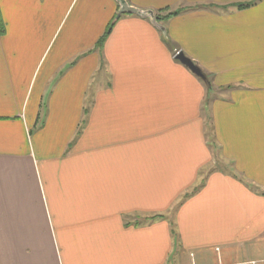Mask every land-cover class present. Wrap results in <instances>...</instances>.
Instances as JSON below:
<instances>
[{
	"label": "crops",
	"instance_id": "obj_1",
	"mask_svg": "<svg viewBox=\"0 0 264 264\" xmlns=\"http://www.w3.org/2000/svg\"><path fill=\"white\" fill-rule=\"evenodd\" d=\"M126 2L0 0V264H264V0Z\"/></svg>",
	"mask_w": 264,
	"mask_h": 264
},
{
	"label": "water",
	"instance_id": "obj_2",
	"mask_svg": "<svg viewBox=\"0 0 264 264\" xmlns=\"http://www.w3.org/2000/svg\"><path fill=\"white\" fill-rule=\"evenodd\" d=\"M118 5L117 17L120 15H135L143 19H148L151 24H153L158 30L165 32L163 26L157 21L154 13L150 10H140L135 7L130 6L126 0H115ZM175 59L178 60L183 66L189 69L193 74H195L198 78L204 80L203 73L199 70V68L191 62L188 58H186L182 53L177 52L175 54Z\"/></svg>",
	"mask_w": 264,
	"mask_h": 264
},
{
	"label": "trees",
	"instance_id": "obj_3",
	"mask_svg": "<svg viewBox=\"0 0 264 264\" xmlns=\"http://www.w3.org/2000/svg\"><path fill=\"white\" fill-rule=\"evenodd\" d=\"M250 4H239V5H237V8L238 9H242V8H244V7H248ZM180 12L178 11V12H170V13H167V14H165V15H158V14H154L155 15V17H156V19H157V21L158 22H160V21H164V20H166V19H168V18H170V17H172V16H175V15H177V14H179ZM118 17H117V15L115 16V18L112 20V22H110V24L108 25V27H107V29H106V31H105V33L103 34V36L98 40V42L96 43V47H95V49H100L101 47H102V45H103V43H104V41H105V39H106V37L108 36V34L110 33V30H111V28H112V26H113V22L115 21V19H117ZM2 29H3V26H2V23H1V21H0V32H2ZM161 32V34H162V36H163V39L164 40H166V34L165 33H163L162 31H160ZM187 196L186 195H184L183 196V198H182V200H184V198H186ZM162 218V216H152V218L151 219H157V218ZM128 224V223H127ZM133 225H139L138 224V221H136V222H133L132 223ZM171 233H172V235H173V237H175V231H174V229L172 230L171 229Z\"/></svg>",
	"mask_w": 264,
	"mask_h": 264
},
{
	"label": "rangeland",
	"instance_id": "obj_4",
	"mask_svg": "<svg viewBox=\"0 0 264 264\" xmlns=\"http://www.w3.org/2000/svg\"><path fill=\"white\" fill-rule=\"evenodd\" d=\"M160 23V22H159ZM176 53V52H175ZM86 55H90V53H88V54H86ZM96 82V75L95 76H93L92 78H91V80H90V84H89V86H91L90 88L92 89V88H94V83ZM187 193H185L184 195H186ZM183 195V196H184ZM182 196V197H183ZM182 199V198H181ZM180 201H182V200H180ZM172 213V211L170 212V214ZM170 214H169V216H170ZM133 219H134V217H132ZM136 218H137V216H136ZM144 218L145 217H143V216H140L139 218H138V221L139 222H143V220H144ZM131 219V218H130ZM127 221H129L128 219H126ZM126 221V222H127ZM133 221V220H132ZM128 223V222H127ZM175 257H173V259L171 258V260L169 261V263L168 264H173L175 261Z\"/></svg>",
	"mask_w": 264,
	"mask_h": 264
},
{
	"label": "built area",
	"instance_id": "obj_5",
	"mask_svg": "<svg viewBox=\"0 0 264 264\" xmlns=\"http://www.w3.org/2000/svg\"><path fill=\"white\" fill-rule=\"evenodd\" d=\"M176 53H177V52H176ZM176 53H175V54H176Z\"/></svg>",
	"mask_w": 264,
	"mask_h": 264
}]
</instances>
